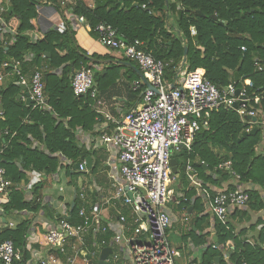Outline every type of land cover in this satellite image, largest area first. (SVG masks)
Masks as SVG:
<instances>
[{
	"label": "trees",
	"instance_id": "trees-1",
	"mask_svg": "<svg viewBox=\"0 0 264 264\" xmlns=\"http://www.w3.org/2000/svg\"><path fill=\"white\" fill-rule=\"evenodd\" d=\"M41 1L11 0L3 14L10 33L0 38V68L3 62L18 60L22 62L21 72L26 78L35 71L42 73L48 106V109H32L18 98L22 85L16 75L5 89L0 90V144L4 146L0 167L13 183L8 202L3 205L5 219L23 211L33 215L39 212L51 214L52 206L43 203L42 199L46 189L52 186L51 192H57L60 182L51 185L50 177L59 169L64 171L66 185L77 193V179L84 173L74 171L73 166L93 157L95 164L90 174L95 176L100 162L94 151L79 145L76 131L81 129L91 135L94 142L103 131L110 129L94 132L96 123L102 119L90 107L89 97H76L71 88L73 74L94 63L75 42L69 25L64 26L62 32L48 30L41 33L38 30L36 7ZM46 1L60 9L61 0ZM93 3L89 7L84 0H72L70 5L71 13L81 16L92 32L99 23L110 24L128 43L141 42L142 49L157 60L172 61V67H176L185 59L183 66L187 71H204L206 78L220 90L230 83L243 87L244 80L248 79L252 83L247 89L248 94L261 98L259 104L252 106L264 115V72H257L253 67L254 59L264 61V0H176L174 3L167 0H93ZM134 3L138 7H134ZM167 12L176 17L175 32L167 31ZM191 29L195 31L194 35ZM32 31L37 33L35 39L29 35ZM172 67L167 71L169 79L174 76ZM109 72L106 69L107 74L102 75L94 71V81L99 82L98 78L103 81ZM235 73L238 74L237 81ZM245 128L235 111L224 108L214 111L209 117L208 128L195 136L191 150L182 151L178 157L183 160V170L189 162L194 175L205 184L219 186L221 181L237 179L239 185L256 187L244 191L248 195L247 209L258 212L264 208L261 195L264 192L263 129L256 125V134L243 138ZM33 143L37 145L33 147ZM60 155L71 165H65ZM178 157L173 158L178 162ZM228 161L231 163L229 170L218 169L220 164ZM27 173L45 177L32 184L30 200L17 187L21 183H31ZM235 187L230 186L227 191H234ZM181 191L183 196L178 208L187 212L192 203L198 215L202 213L199 198H192L194 189ZM74 205L69 221L75 223L78 221L76 196ZM205 218L199 216L195 227L198 228L197 223H203ZM32 221L24 219L14 228L2 226L0 230V242L11 241L22 253L21 260L15 264H27L31 260L26 246ZM34 227L38 242L33 248L39 250L45 246L46 238L39 227ZM214 231L218 243L231 250L230 264H264V228L251 244L243 238L244 231L236 234L230 223L224 226L215 220ZM110 237L108 234L104 239ZM202 238L201 242H204ZM215 257L223 264L221 253L208 246L202 256L203 264H213Z\"/></svg>",
	"mask_w": 264,
	"mask_h": 264
},
{
	"label": "built area",
	"instance_id": "built-area-1",
	"mask_svg": "<svg viewBox=\"0 0 264 264\" xmlns=\"http://www.w3.org/2000/svg\"><path fill=\"white\" fill-rule=\"evenodd\" d=\"M10 1L0 0V38L10 33L3 18ZM93 31L99 44L135 63L143 78L156 91L147 89L142 81L134 83L133 91L144 87L140 103L121 119L115 120L105 113V102L99 97L94 84L97 65L91 64L73 74L71 88L74 96H88L92 101L90 107L104 117L105 122L100 130L110 127L95 138V141L99 146H105L109 154L106 176L111 193L99 201L93 196L94 192L90 186L86 188L78 183L77 193L71 187L73 197L75 199L76 196L78 201V221L75 223L69 221L70 211L75 206H71L74 199L71 204L61 206L56 198L44 196L42 201L53 207L54 218L43 232L46 238L45 246L36 250L27 240L26 249L31 256L27 264H97L104 248L112 250L105 264H122L123 261L125 264H175L179 253L171 247L167 239V230L173 222L168 205H179L181 198L174 196L169 189L175 179L170 167L173 152H189L195 136L208 128L210 115L221 108L235 111L240 121L246 125L244 132L249 133L256 125H260L264 130V116L253 107L259 104L260 98L248 94L247 89L252 85L247 81L243 87L230 83L220 90L206 78L202 70L191 72L183 65L172 67V61L157 60L142 49L140 42L125 41L110 24L99 23ZM191 34H195L193 29ZM33 38L35 39L36 35H33ZM241 51L244 52L245 48L242 47ZM8 67L11 69L8 70ZM21 67L22 62L18 60L3 62L1 69L5 74L0 71V80L4 75H16L19 78L18 83L27 88L32 109H48L42 73L35 71L26 78L21 72ZM171 67L177 83L167 79L166 73ZM253 67L257 72H264V61L254 59ZM20 99L26 102L25 96ZM246 117L249 120H246ZM253 118L256 122L252 121ZM87 142L93 143L92 137H88ZM36 145L33 143L32 146ZM3 149L4 146L0 144V155ZM59 158L65 165H71L61 155ZM75 165L74 171L88 172L85 161L77 163V169ZM230 167L231 163L228 161L220 164L218 169L229 170ZM186 171L191 173L192 168L187 166ZM60 173L59 169L58 173L51 175V183L61 182ZM27 176L31 183H21L17 187L21 188L30 200L32 184L45 177L28 173ZM188 179L190 188L194 189L196 196L204 202L205 210L222 225L229 224V217L234 211L247 209L248 195L244 191L213 190L198 180L193 173L188 174ZM12 186L13 183L7 177L5 169L0 167L2 219H5L2 215L3 205L8 202ZM58 190L63 192L62 187H58ZM262 199L264 203V192ZM262 210L264 211V208ZM183 221H189L187 215L183 217ZM32 223L37 226L35 221ZM3 227L14 228L15 224L6 221ZM108 234L111 237L105 240L104 236ZM37 242L38 240L35 244ZM218 247L213 246L216 249ZM21 258V251L14 248L11 241L0 242V264H15Z\"/></svg>",
	"mask_w": 264,
	"mask_h": 264
},
{
	"label": "crops",
	"instance_id": "crops-1",
	"mask_svg": "<svg viewBox=\"0 0 264 264\" xmlns=\"http://www.w3.org/2000/svg\"><path fill=\"white\" fill-rule=\"evenodd\" d=\"M84 1L89 7H92L94 5L93 0ZM167 1H169L170 3H174L176 0ZM71 4L72 0H61L60 9L57 10L54 5L50 4L46 0H42L40 3H38L36 7L37 17L35 19L38 30L41 33H44L48 30H56L58 32H62L64 30V26L69 25L70 30L74 34V40L77 45L86 53V55L89 56V61L97 65V69L95 70V72H101L102 75H105L107 74L106 69L110 71L107 75V78L99 82L94 81V83H96L95 87L98 91L99 97L105 102V113H107L112 119L119 120L125 113H127L130 109L136 107L141 101V95L144 91V87H140L137 91L132 90V85L136 82L141 81L138 74L136 73V70H139V68L134 63L133 64L137 68L130 62H128V60H126L123 55L119 54L118 52L111 51L99 44L95 37V33H93L94 31L92 32L90 30V26L86 24L85 20L81 16L79 17L71 13ZM135 5L137 4L134 3L133 6L135 7ZM136 7H138V5ZM175 20L176 17L174 15H172L170 12L166 13V27L168 32H175ZM29 35L31 38H33V35H36L37 37V33L33 31L29 32ZM26 59L29 60V56H27ZM182 62H185V59L182 60ZM182 62H180L178 65H182ZM125 63L131 64L132 67L127 66ZM0 71L5 74L4 70H2L1 68ZM56 72L59 73L60 70H57ZM166 75L169 81L171 80L172 82H176L173 77L169 79L168 73ZM11 78L12 75L6 77L4 75V78L0 80V90L6 88L8 82L12 80ZM246 81L247 83L252 85L250 80L246 79L244 80V83ZM21 92L22 93L19 96H25L27 94V88L26 90H21ZM99 116L102 119V122L96 123L94 132L100 130V127L103 126L105 122L104 117L101 115ZM76 137L79 145H82L86 149H91L92 151H94L95 156L100 162V165L103 164L101 169V173L103 174V176H100L99 173V177L93 176V174H87V176L89 177L86 178V176H83L85 175L84 173L82 174V176L78 177L77 184H83L86 188L90 186L94 192L96 200L102 201L111 193L110 184L106 176V161L109 154L105 146H99L95 140V143L93 142V147L91 148V144L87 142V138H91L92 136L82 132L81 129H78L76 131ZM97 149L101 150L103 155H107L106 159L100 160L98 158ZM91 158L93 161L92 163L95 164L93 157ZM66 182L64 183L63 181H61L59 185V187L63 188V192H59V190H57L56 193H52L50 191V188H48L45 191L46 193L44 192V196L49 197L50 199H52L53 197L57 199L60 196L57 201L61 206L69 204L72 201L73 189L71 187H68L66 185ZM205 185L209 186L213 190H227V188H229L230 186H236L235 188L240 189L241 191L252 188L256 189V187L252 185H239L236 180H227L225 182L221 181V184L219 186H213L209 183ZM185 188L189 189L190 185L188 187L179 185L176 191L174 189L171 190L174 193V196L182 197L183 194L181 190ZM196 197L197 196L195 192V195L192 198L194 199ZM199 200L200 204H202L203 206V212L199 215L197 213V210H194V208H192V203L189 206L187 212L180 210L174 203H171L168 207L172 215L173 222L170 228L167 230V239L171 247L179 253V256L175 258V264H203L202 256L208 246H219L217 250L222 255L223 264H230L227 258L230 253L228 247L220 245L216 238L214 231L215 220L213 216L207 210H205L204 202L202 201V199L199 198ZM51 214H44L43 212H39L38 214L33 215L31 213L22 212L20 214L9 216L11 218L19 216L18 219H15V221L12 219L8 220L6 218L5 220L0 218V230L2 226H4L6 221L12 222L16 225L18 222L23 221L24 219H33L37 226H39V230L41 232H45L46 225L50 223L54 218V216ZM185 215H187L189 218V221L186 223L183 221V217ZM199 216H206V218L204 219L203 223L198 222V228H196L195 221ZM229 223L234 228L236 234L243 230V238L248 241L249 244H251L256 239H258L259 233H261V230L264 228V211L261 210L258 212H254L249 211L248 209L234 211L229 217ZM29 232H31V235H29L27 238L28 243H31V245L34 246L36 245L35 242L38 240V235L36 234L33 225H31ZM201 237H203L202 239L204 242H201ZM197 258H201V261L197 262ZM122 264H125V261H123Z\"/></svg>",
	"mask_w": 264,
	"mask_h": 264
},
{
	"label": "water",
	"instance_id": "water-1",
	"mask_svg": "<svg viewBox=\"0 0 264 264\" xmlns=\"http://www.w3.org/2000/svg\"><path fill=\"white\" fill-rule=\"evenodd\" d=\"M137 5H135V7H136ZM186 52H187V49L186 48H184V55H186ZM46 56L47 57H49V54H46ZM127 66H129V67H132L131 66V64H129V63H125ZM136 73L138 74V76H139V78H140V80L142 81V83L147 87V89H149V90H152V91H156L154 88H152L148 83H147V81L143 78V76H142V74H141V72L139 71V70H136ZM234 79H235V81H237L238 80V74L237 73H235L234 74ZM21 90H26V87L25 86H21ZM21 96H18V98H20ZM25 97H26V104L27 105H29L30 104V102H29V99H28V94H26L25 95ZM246 120H249V118L248 117H246ZM252 121L253 122H256V119L255 118H253L252 119ZM256 132H257V129L256 128H253L249 133H244L243 134V138L244 137H246V136H248V135H254V134H256ZM85 162H86V168L87 169H90L91 167H92V158L91 157H87L86 159H85ZM170 167H171V172H172V174L173 175H177L178 174V164H177V161H176V159H174V158H172L171 160H170ZM75 168L77 169L78 168V165L76 164L75 165ZM204 169H206V166H204ZM221 181V180H220ZM73 203H72V207H73ZM3 222H4V220H3ZM112 253V250H111V248H104L101 252H100V255H99V260H98V262H97V264H105V260H106V258L108 257V255L109 254H111ZM219 260H220V258L219 257H215V258H213V264L215 263V264H218V262H219Z\"/></svg>",
	"mask_w": 264,
	"mask_h": 264
},
{
	"label": "rangeland",
	"instance_id": "rangeland-1",
	"mask_svg": "<svg viewBox=\"0 0 264 264\" xmlns=\"http://www.w3.org/2000/svg\"><path fill=\"white\" fill-rule=\"evenodd\" d=\"M127 60V59H126ZM129 61V60H128ZM130 62H132V61H130ZM133 63V62H132ZM98 81H100V79L98 78ZM264 131V130H263ZM264 133V132H263ZM263 133H262V135H263ZM262 137V136H261ZM260 148L258 147V150H259ZM97 151H98V158L100 159V160H104V159H106V156L107 155H103L102 154V152H101V150H99V149H97ZM182 151H185V150H182ZM182 151H180V152H173V157H178L180 154H181V152ZM186 152V151H185ZM103 155V156H102ZM178 175H176L175 176V179H174V181L173 182H171V184L169 185V189H174L175 191L177 190V187L179 186V185H182V186H184V187H188L189 185H191V183H190V181H189V179H188V175H187V173H186V171H184L183 170V168H182V165H183V160H182V158H180V157H178ZM187 164H188V162H187ZM102 166H103V164L102 165H99V167L96 169V174L97 173H99L100 174V176H103V174L101 173V169H102ZM186 167H187V165H186ZM87 174H90V170H88V172L87 173H85V175H83V176H86V178H88L89 176H87ZM60 175H61V181H63L64 183L67 181V178L64 176V171L62 170V172L60 173ZM95 176H97V177H99V175L97 174V175H95ZM196 178H197V176H196V174L194 175ZM237 180V179H236ZM56 184V183H55ZM55 187V186H54ZM58 187H59V185H58ZM52 188H53V186H52ZM51 188V189H52ZM51 189H50V191H51ZM168 207H169V205H168ZM18 217L19 216H15V217H7V219L9 220V219H12V220H14L15 221V219H18ZM172 232V231H171ZM202 254V253H201ZM200 254V255H201ZM199 261H201V258H197V262H199ZM205 264H208V262L207 263H205Z\"/></svg>",
	"mask_w": 264,
	"mask_h": 264
},
{
	"label": "bare ground",
	"instance_id": "bare-ground-1",
	"mask_svg": "<svg viewBox=\"0 0 264 264\" xmlns=\"http://www.w3.org/2000/svg\"><path fill=\"white\" fill-rule=\"evenodd\" d=\"M128 60V59H127ZM130 61V60H129ZM135 64V63H134ZM185 64V62H182V65H184ZM136 65V64H135ZM137 66V65H136ZM138 67V66H137ZM140 70V69H139ZM141 72V71H140ZM142 74V73H141ZM167 74V73H166ZM95 84V83H94ZM145 86V85H144ZM146 87V86H145ZM147 88V87H146ZM142 96V95H141ZM131 110V109H130ZM251 131V130H250ZM244 133H246V132H244ZM172 158H173V154H172ZM171 158V159H172ZM177 161V160H176ZM93 164V163H92ZM187 166H190V164H189V162H188V164H187ZM191 167V166H190ZM91 169V168H90ZM186 169H187V167H186ZM186 171V170H185ZM186 173H187V175L189 174V175H191L192 173L194 174V172H193V170H192V172L190 173H188L187 171H186ZM178 175V174H177ZM174 176H176V175H174ZM245 192V191H244Z\"/></svg>",
	"mask_w": 264,
	"mask_h": 264
}]
</instances>
